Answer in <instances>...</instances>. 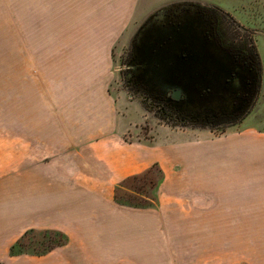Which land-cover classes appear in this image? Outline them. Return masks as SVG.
Listing matches in <instances>:
<instances>
[{"label": "rangeland", "instance_id": "rangeland-1", "mask_svg": "<svg viewBox=\"0 0 264 264\" xmlns=\"http://www.w3.org/2000/svg\"><path fill=\"white\" fill-rule=\"evenodd\" d=\"M130 1L117 0L113 7L114 0H0V128L13 131L16 109L45 82L40 67L54 65L55 50L74 44L71 40L92 30L97 19L103 25L117 22L112 84L127 92L120 95L131 133L142 126V133L154 135L156 146L178 137L157 114L158 95L128 72L140 55L143 62V27L152 15L165 6L196 3L212 15L220 43L239 50L241 40L249 38L256 45L261 84L249 112L233 124L213 120L174 126L206 128L214 137L241 132V178L237 173L230 179L215 176L212 187L164 185L155 164L115 190L117 202L133 209V215L115 223L127 229L113 235L114 249H99L98 243L85 258L70 251L71 259L80 264H264V0ZM63 239L52 230L32 229L15 251L42 253L69 242Z\"/></svg>", "mask_w": 264, "mask_h": 264}, {"label": "crops", "instance_id": "crops-1", "mask_svg": "<svg viewBox=\"0 0 264 264\" xmlns=\"http://www.w3.org/2000/svg\"><path fill=\"white\" fill-rule=\"evenodd\" d=\"M95 20L74 44L60 45L63 56L55 50L54 65L40 67L45 82L16 109L13 131L0 128V264H80L70 251L80 259L98 243L114 249L115 223L133 215L115 190L155 164L164 185L212 187L215 176L241 178V132L214 137L206 128L166 124L180 135L159 146L142 126L131 133L122 112L120 91H126L112 84L117 22ZM32 229L62 232L69 242L44 253L11 254Z\"/></svg>", "mask_w": 264, "mask_h": 264}, {"label": "flooded vegetation", "instance_id": "flooded-vegetation-1", "mask_svg": "<svg viewBox=\"0 0 264 264\" xmlns=\"http://www.w3.org/2000/svg\"><path fill=\"white\" fill-rule=\"evenodd\" d=\"M211 16L206 9L192 1L159 8V11L153 14L145 25L142 40L146 45L154 42L155 46H160L161 42L166 44L168 40L187 39L186 46L190 44L189 42L201 39L221 46L218 31ZM178 54L185 57L188 52L184 49ZM233 58L239 64L234 56ZM239 65L241 66V64ZM147 67L144 58L142 62L140 55L138 63L132 67V71H129L128 75L133 80L135 77L137 81L155 94H166L171 86L181 88L178 98L181 97L183 91H187L191 96H198L200 94L199 87L209 90V96L204 102L205 107L203 103L179 104L183 109L195 110L200 117L207 116V113H201V111L222 110L229 114L241 112V67H233L230 71L225 69L219 77L215 78L212 74L214 69L211 67L201 70L192 69L191 72L195 74L193 78L183 76L176 71L175 76L169 77L166 82H161L160 73H155L151 69L147 71Z\"/></svg>", "mask_w": 264, "mask_h": 264}, {"label": "trees", "instance_id": "trees-1", "mask_svg": "<svg viewBox=\"0 0 264 264\" xmlns=\"http://www.w3.org/2000/svg\"><path fill=\"white\" fill-rule=\"evenodd\" d=\"M220 44L224 49L229 51L232 56L237 59L239 64H241V73L244 75V79H242L241 75V115L229 114L228 112L222 110H215L214 112L201 111V113H207V116L204 115L203 117H200L197 115V111L189 110L187 108L183 109L179 104L203 103L204 106L205 99L209 96V90L203 87H199L200 94L198 96H191L187 91H183L180 98H175L173 97V91L177 87L171 86L170 88H168L166 94H157V102L160 103L161 107H159V109H157L156 111L161 120L173 126L177 124L186 125L190 121L206 122L213 120L217 122L216 124L224 121H227V124H233L242 119L249 112L254 103L255 97L259 92L261 84V58L259 55V51L256 45L249 38L241 40L239 50L236 49L233 45H229L222 41ZM253 72L258 76L255 83H253ZM165 109L167 110L166 113L164 111ZM52 231L56 232L64 238L62 242H65L67 240V236L62 232L55 230ZM27 233L28 231L22 236V238H24ZM20 240L11 247V254L14 255L21 253L15 251V247L20 242ZM49 249H51V247Z\"/></svg>", "mask_w": 264, "mask_h": 264}, {"label": "water", "instance_id": "water-1", "mask_svg": "<svg viewBox=\"0 0 264 264\" xmlns=\"http://www.w3.org/2000/svg\"><path fill=\"white\" fill-rule=\"evenodd\" d=\"M144 28V27H143ZM166 44L155 46L154 42L145 45L143 58L149 69L155 73H160L161 82H166L169 77L175 76L176 71L181 75L193 78L195 74L192 69L201 70L204 68H213V77H219L225 69L232 70L233 67L240 68L232 54L224 50L220 45L212 42H206L198 39L189 42L187 39L168 40ZM187 50L188 54L183 57L179 56V51ZM146 71V72H147ZM218 72V73H217ZM242 79L244 75L241 73ZM257 75L253 72L255 83ZM181 94V88H175L173 97L178 98Z\"/></svg>", "mask_w": 264, "mask_h": 264}]
</instances>
